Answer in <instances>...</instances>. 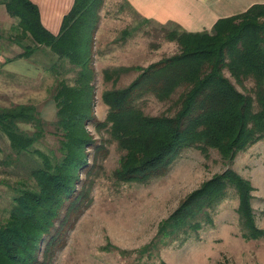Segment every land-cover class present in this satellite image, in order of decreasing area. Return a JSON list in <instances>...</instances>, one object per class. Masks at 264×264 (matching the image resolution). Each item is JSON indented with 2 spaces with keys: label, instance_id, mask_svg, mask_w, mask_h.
Wrapping results in <instances>:
<instances>
[{
  "label": "trees",
  "instance_id": "obj_1",
  "mask_svg": "<svg viewBox=\"0 0 264 264\" xmlns=\"http://www.w3.org/2000/svg\"><path fill=\"white\" fill-rule=\"evenodd\" d=\"M0 4L18 19L20 42H31L23 45L25 50L17 58H29L37 50L48 48L63 67L70 65L66 73L78 69L74 84L59 79L53 95L56 126L63 136L61 155L34 148L43 131V119L35 104L0 108V133L8 138L12 149L19 155L37 154L41 160L31 171L35 186L20 190L9 219L0 224V264H53V249L65 245L77 216L88 206L82 204L84 187L80 189L77 184L83 172H91L89 149L101 148L87 125L97 122L92 111L96 80L93 62L95 34L105 0H75L59 34L43 25L39 7L32 0H0ZM161 27L167 39L176 42L177 52L146 67L104 69V80L112 81L113 87L102 96L109 106L103 124L110 126L111 137L125 150L115 173L123 181L163 176L190 148L206 154L215 149L233 162L240 152L264 139V3L219 19L210 31ZM54 66L56 72L57 64ZM132 70L139 72L137 77L126 87H117L121 76ZM225 71L240 85L253 82L250 92L240 91ZM148 96L170 103V113H145L138 102ZM26 124L37 130L31 133L22 127ZM229 190L239 200L243 237L262 238L264 230L255 225L253 216L254 186L229 167L188 194L161 221L156 239L213 224L212 213Z\"/></svg>",
  "mask_w": 264,
  "mask_h": 264
},
{
  "label": "rangeland",
  "instance_id": "obj_2",
  "mask_svg": "<svg viewBox=\"0 0 264 264\" xmlns=\"http://www.w3.org/2000/svg\"><path fill=\"white\" fill-rule=\"evenodd\" d=\"M97 31L92 106L97 122L88 124L87 131L101 148L89 149L91 172L89 175L83 172L77 184L80 189L84 187L82 204L88 206L81 214L77 213L76 224L69 230L65 245L53 249L50 260L53 264H264V236L243 237L237 212L239 200L233 190H229L227 198L213 211V224L156 239L161 221L188 194L229 167L254 186L255 225L264 230V139L240 152L233 162L224 159L215 149L206 154L190 148L171 163L163 176L145 181L117 178L115 173L125 150L111 137L110 126L103 124L109 106L102 96L105 90L113 87L112 81L104 80V69L146 67L174 54L178 46L167 39V32L159 24L137 15L124 0H105ZM19 34L18 19L10 16L5 5L0 4V108L35 104L43 119V131L34 148L46 154L61 155L63 136L56 126L57 106L53 95L59 79L65 78L74 84L78 69L66 73L70 65L63 67L57 56L42 48L31 59L26 58L29 60L26 66L14 70L26 72L28 78L8 73L9 70H4L6 60L16 59L25 50L23 45L31 44L29 40L20 42ZM54 64H57L56 72L52 70ZM138 73L134 70L124 73L116 86L126 87ZM225 73L240 91L250 92L253 82L240 85L228 71ZM138 105L147 114L159 115L170 113L171 104L148 96ZM22 127L31 133L37 130L33 125ZM0 145L2 224L9 219L14 197L20 190L35 186L31 171L41 160L37 154H17L1 133Z\"/></svg>",
  "mask_w": 264,
  "mask_h": 264
},
{
  "label": "crops",
  "instance_id": "obj_3",
  "mask_svg": "<svg viewBox=\"0 0 264 264\" xmlns=\"http://www.w3.org/2000/svg\"><path fill=\"white\" fill-rule=\"evenodd\" d=\"M32 1L39 7L43 25L54 34L60 33L63 19L75 3V0ZM124 1L137 15L150 22L157 23L160 26L179 27L181 30L189 32L210 31L219 19L243 13L254 4L264 3V0ZM100 30L101 28H99L97 32H100ZM27 59H31V57ZM27 59L26 57L8 59L6 60L7 62L4 70H9L8 73L17 77L28 78L26 72L14 71L16 67L21 65L26 66L29 62Z\"/></svg>",
  "mask_w": 264,
  "mask_h": 264
}]
</instances>
